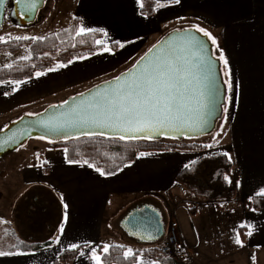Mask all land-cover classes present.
Here are the masks:
<instances>
[{"label":"crops","instance_id":"1","mask_svg":"<svg viewBox=\"0 0 264 264\" xmlns=\"http://www.w3.org/2000/svg\"><path fill=\"white\" fill-rule=\"evenodd\" d=\"M155 3L154 13L146 16L140 12V0H70L73 19L78 20V31L80 28L102 30L100 41L109 51L100 48L92 54L70 60L71 63L64 64L66 67L57 68L59 63L55 62L38 78L36 72L30 78L0 82V119H4L1 128L15 110L59 92L72 95L78 87H90L119 73L150 47L153 37L157 39L175 24L197 25L215 38L213 50L218 57L223 51L228 59L233 82L232 91L226 86L224 109L228 111L223 109L222 142L211 148L215 152L228 153L234 162L228 173L234 172L235 182L231 183L236 194L232 200L224 201H234L241 195L244 200L258 195L264 189V0H180L178 4L175 0H155ZM116 41L124 46L118 44L115 50L107 46ZM52 68L57 70L48 71ZM16 81L26 83L17 85ZM13 88L18 90L13 91ZM18 150L0 162V172H4L0 178L11 188L6 200L13 207L19 192L24 193L33 186L47 189L61 207L59 228L63 224L64 232L61 235L58 228L50 245L33 250H14L25 255L0 257V264H51L73 243L81 248L76 250L68 264H95L90 258L89 247L99 255V246L103 249L104 245L111 244H121L126 251L136 252L131 264H159L143 252L151 245H141L140 240L125 230V233L121 231L120 221L137 205L146 203L157 209L152 199L177 197L183 188L176 182L177 173L209 151L141 150L133 162L113 174L102 176L94 166L69 161L63 147L50 146L48 141L39 138L30 142L25 151L17 153ZM140 153L151 155L140 156ZM40 194V190L37 191L34 204ZM120 213L116 229L112 222ZM242 214L247 215L244 225H250L253 234L249 237L244 228V239H240L250 247L264 245V208L243 210ZM178 235L182 247L193 257L192 264H213L200 256L197 243L191 236H183L182 231ZM57 236H60V244L55 243ZM115 237L117 240H112ZM26 242L34 243L32 240ZM214 264L231 263L230 259H224Z\"/></svg>","mask_w":264,"mask_h":264},{"label":"rangeland","instance_id":"2","mask_svg":"<svg viewBox=\"0 0 264 264\" xmlns=\"http://www.w3.org/2000/svg\"><path fill=\"white\" fill-rule=\"evenodd\" d=\"M10 15V6H7L0 27V36L5 37V40L17 36H35L42 38L47 34L70 26L73 22L70 0H46L39 14V18L25 26L14 22ZM184 27L188 26L181 23L175 24L164 33L175 28ZM161 36L162 35L158 36L157 39L153 37V39L150 40V42H153L151 45ZM24 57H30L28 44H24L17 53L2 50L0 51V67L6 66L14 61L26 60L23 59ZM56 58L57 53L53 54V59L56 60ZM132 63H130V65ZM127 67L124 66L120 71ZM221 70L223 78L226 80L223 62L221 63ZM116 74L117 72L114 73V75ZM88 87L89 85H85L78 87L76 90L79 92ZM66 94V92H59L45 97V99L38 101L34 105L15 110L12 112V115L8 117L9 119H6L7 122L5 124L18 119L24 114H34L49 105L56 104L70 96ZM221 121L222 118L218 121L213 132L195 140L203 144H211L213 148L219 146L222 142V139H220L223 129ZM3 122L4 119H0V124H3ZM34 139L36 138L31 137L18 147L19 150L17 148V153L25 151L29 143L34 141ZM42 140L47 141L45 139ZM223 143H226V140H224ZM211 148H207L209 149L208 153L215 152ZM17 150H13V152ZM13 152L10 151L2 155V157H0V162H4ZM228 156L230 157L229 154ZM0 174V177L4 176L3 171H1ZM233 174L234 172L226 174L231 182H235ZM8 186L9 184L5 183L4 179L0 178V251H10L17 240H32L37 242L47 238H53L58 232L62 214L59 202L53 197L52 193L41 186L30 187V189L26 190L24 193H14L18 196L14 200L13 207H11L12 203L6 200L7 196L11 194V188L9 189ZM181 189V193L177 197L173 196L170 199H152V203L159 211L165 226H167L170 220H176L178 223V233L182 231L183 236L187 234L191 236L197 243L200 256L212 261L213 264L216 261H223L224 259H230L231 264H263L264 245H251L250 247L248 244H244V247H240L234 243L235 236L239 233L238 228L241 224H246L247 215H243L242 211L253 209L251 197L244 200L241 195L231 202L224 200L215 202L195 196L184 187ZM39 190L41 193L38 196L39 200L34 204L36 201L33 199L37 197L36 193ZM192 210L195 211V214L191 212ZM121 215L122 213H120L118 219L112 222V227L116 229L119 227H117L115 223H118ZM5 218H8V220H5ZM119 228L124 232L122 226ZM247 232L248 228H246V234ZM112 240L117 239L115 237L112 238ZM160 242L161 239H157L153 242L141 241L138 243L141 245L158 246ZM253 257H255L254 260Z\"/></svg>","mask_w":264,"mask_h":264},{"label":"trees","instance_id":"3","mask_svg":"<svg viewBox=\"0 0 264 264\" xmlns=\"http://www.w3.org/2000/svg\"><path fill=\"white\" fill-rule=\"evenodd\" d=\"M155 0H140V12L150 16L155 10ZM78 32V20L73 19L70 26L56 32L47 34L35 41L31 39H7L6 43H0V51L15 53L24 44H28L30 57L26 60L14 61L6 66L0 67V82L6 80H21L34 76L36 72L45 71L54 62L65 64L72 59L92 54L96 50L103 48L98 45L102 32L86 31L80 35ZM110 49L118 48V43L107 45ZM57 53L56 60L53 54ZM216 53V52H214ZM10 66V67H9ZM205 144L192 139H170L161 138L157 140L145 139H123L119 137H108L104 135H84L60 142H50V146L63 147L69 161H78L91 164L99 168L105 174H113L125 164L134 161L137 152L141 150H204ZM224 152L208 153L195 162L182 169L176 175V182L192 192L196 196L203 197L210 201L232 200L236 194L234 184L224 180L226 173L233 167L234 162ZM207 167V168H206ZM204 171V172H203ZM204 173V174H203ZM254 209L264 208V197L254 195L251 197ZM194 213V211H191ZM241 239H244V228H238ZM52 243V239L42 242H26L17 240L10 249L33 250ZM76 250L65 249L51 264H68L73 260ZM97 252L103 264H131L136 252L125 257L126 247L121 244H111L107 252L99 246ZM159 264H179L170 256L163 255L157 245H151L143 249Z\"/></svg>","mask_w":264,"mask_h":264},{"label":"snow or ice","instance_id":"4","mask_svg":"<svg viewBox=\"0 0 264 264\" xmlns=\"http://www.w3.org/2000/svg\"><path fill=\"white\" fill-rule=\"evenodd\" d=\"M178 4L180 0H175ZM7 0H0V10L3 9ZM18 5H23L24 11H35L38 0H16ZM196 32L202 33L205 37L211 40L212 44H216L215 38L204 28L193 25ZM85 31H97L96 29L80 28L77 35ZM102 31V30H101ZM15 40L31 39L33 41L40 39L38 37L17 36L12 37ZM5 37L0 36V43H6ZM98 45L103 44V41H96ZM116 43L120 44L119 41ZM120 44V47H123ZM156 47L155 45L153 46ZM203 46L195 38H188L177 47L169 44L166 48H161L159 53L151 58H148V53H152L150 48L140 61H146L142 66L138 67L135 74L130 80H125L119 83L120 76L115 79L118 82L117 87L105 92L97 97H94L88 105L77 112L73 110L78 116L79 123H92L104 127L115 129L120 133V139L123 140L127 136L129 139H152L158 135L183 134L185 127H192L191 118L189 116V107L185 103V94L191 90L195 92L196 88L193 85V79H196L199 84V77L195 76V70L201 68L204 64V57L202 56ZM105 52L109 49L104 47ZM24 57L23 59H28ZM218 59L223 62L225 66L224 75L226 77L225 84L228 91H232L233 82L230 79L229 61L225 57L223 51H220ZM71 63V61L69 62ZM140 62H138L139 64ZM10 67V66H9ZM66 67L64 64H58L57 68ZM57 68L48 69V71H56ZM43 72H37L36 77L44 75ZM17 85L26 83V81H16ZM238 87V85H236ZM18 88H13L17 91ZM203 93L201 92V95ZM83 96V93H80ZM231 100V97H229ZM199 102V100H197ZM67 103V101H65ZM228 111L227 108L224 109ZM45 127H56L50 121L41 122ZM219 135V134H218ZM205 148H211V144H205ZM151 155L150 153H140V156ZM223 155L228 156V153ZM231 158L229 157V160ZM87 163V161H85ZM88 167H92L88 164ZM188 165H185L187 168ZM100 175L105 173L99 168L96 169ZM224 180L231 183L228 176ZM258 195L264 197V189ZM67 209V205H65ZM67 221V214H65V222ZM241 228H248L247 235L252 236L250 225H240ZM61 235L64 232V225L61 224L59 228ZM55 243L60 244V236L55 238ZM88 242L85 241V244ZM234 243L240 247H244L243 241L240 239L239 233L236 234ZM81 245L73 243L70 245L71 250H79ZM109 245H104L103 251L107 252ZM91 259L95 264H101V259L97 255L96 250L89 247ZM24 252L19 251H0V257L3 256H18L25 255ZM85 255L84 252L80 253ZM132 254V250L128 249L125 252V257ZM255 257H253V260ZM142 264V262H140ZM156 264V262H153Z\"/></svg>","mask_w":264,"mask_h":264},{"label":"water","instance_id":"5","mask_svg":"<svg viewBox=\"0 0 264 264\" xmlns=\"http://www.w3.org/2000/svg\"><path fill=\"white\" fill-rule=\"evenodd\" d=\"M46 0H38L35 11H24L23 5H18L16 0H7L3 9L0 10V27L6 7L10 6L11 19L19 25H28L39 18ZM195 38L203 46L202 56L204 64L200 69L195 70V76L199 77V84L193 79L196 90L191 88L185 94V103L190 109L192 127H185L183 134L158 135L152 139H192L210 134L222 118L223 109L226 103V84L221 70V61L214 53L213 45L208 37L196 32L192 26L175 28L164 33L153 45H151L142 55H140L129 67L120 71L116 75L100 81L90 87L76 92L64 100L45 107L34 114H24L18 119L10 121L0 129V157L7 152L13 151L24 144L29 138H42L49 142H60L84 135H104L108 137H119L115 129L104 127L92 123H79L78 116L73 111L79 112L94 98L117 87L116 77L120 76L119 83L130 80L138 67L146 61H140L150 48L152 53H148V58L159 53L161 48H166L169 44L179 47L188 38ZM156 46L155 48L153 46ZM138 62H140L138 64ZM201 92L203 93L201 95ZM83 93V96L80 95ZM199 100V102H197ZM67 101V103H65ZM50 121L56 127H45L41 122ZM127 138V136L125 137ZM120 225L134 239L153 242L163 235L164 224L159 211L150 204H140L130 209L121 219Z\"/></svg>","mask_w":264,"mask_h":264},{"label":"built area","instance_id":"6","mask_svg":"<svg viewBox=\"0 0 264 264\" xmlns=\"http://www.w3.org/2000/svg\"><path fill=\"white\" fill-rule=\"evenodd\" d=\"M176 220H170L164 229V233L159 245V251L163 255L170 256L179 264H192L193 257L189 251L182 247Z\"/></svg>","mask_w":264,"mask_h":264},{"label":"flooded vegetation","instance_id":"7","mask_svg":"<svg viewBox=\"0 0 264 264\" xmlns=\"http://www.w3.org/2000/svg\"><path fill=\"white\" fill-rule=\"evenodd\" d=\"M41 13V12H40ZM42 15V14H41Z\"/></svg>","mask_w":264,"mask_h":264}]
</instances>
